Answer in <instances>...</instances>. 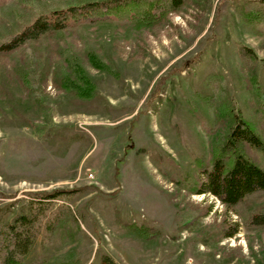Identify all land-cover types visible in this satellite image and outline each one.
<instances>
[{
  "label": "rangeland",
  "instance_id": "1",
  "mask_svg": "<svg viewBox=\"0 0 264 264\" xmlns=\"http://www.w3.org/2000/svg\"><path fill=\"white\" fill-rule=\"evenodd\" d=\"M260 100L264 0H188L160 25L73 26L0 54V264L24 213L21 264H264V226L245 222L264 194L227 209L195 192L232 114L264 138Z\"/></svg>",
  "mask_w": 264,
  "mask_h": 264
},
{
  "label": "trees",
  "instance_id": "2",
  "mask_svg": "<svg viewBox=\"0 0 264 264\" xmlns=\"http://www.w3.org/2000/svg\"><path fill=\"white\" fill-rule=\"evenodd\" d=\"M188 0H101L71 4L59 11L39 14L33 20L22 18L14 3H7L0 9V54L17 51L25 43L35 41L73 26H91L111 21L123 24L130 23L135 28L153 27L164 23L168 17L178 12ZM253 2L243 6V18L251 19ZM16 9V10H15ZM243 50V49H241ZM243 54L245 55L244 51ZM249 63L256 58L247 53ZM78 91V92H77ZM76 93L87 96L92 90H77ZM80 91V92H79ZM259 109L262 112L264 125V101ZM232 125L219 144L210 148L209 166L199 173L205 179L195 191L208 193L216 197L227 209L240 206L252 195L264 194V168L253 162L245 153L248 147L264 154V138L248 122L232 114ZM48 197V196H47ZM49 197H53L52 195ZM27 214L14 217L7 227L11 239L3 251L2 264H21L22 257L29 248V242L21 240L16 232L20 222L31 221ZM247 226H264V207L258 213L251 214L245 220ZM228 232L227 235H233ZM28 240V239H27ZM13 241V242H12ZM29 241V240H28ZM103 264H115L108 256L102 257ZM54 264H76L66 261Z\"/></svg>",
  "mask_w": 264,
  "mask_h": 264
}]
</instances>
